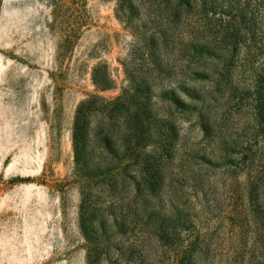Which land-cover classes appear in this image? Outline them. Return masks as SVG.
Instances as JSON below:
<instances>
[{
    "label": "rangeland",
    "instance_id": "374dc122",
    "mask_svg": "<svg viewBox=\"0 0 264 264\" xmlns=\"http://www.w3.org/2000/svg\"><path fill=\"white\" fill-rule=\"evenodd\" d=\"M234 1L247 26L257 18L256 47L249 36L222 47ZM198 2L174 19L175 0H80L86 24L64 46L50 0H0V264H264V162L251 148L264 121V0ZM128 72L154 78V186L111 198L99 150L76 165L73 127L80 102L119 95ZM92 237L116 248L97 262Z\"/></svg>",
    "mask_w": 264,
    "mask_h": 264
},
{
    "label": "trees",
    "instance_id": "16d2710c",
    "mask_svg": "<svg viewBox=\"0 0 264 264\" xmlns=\"http://www.w3.org/2000/svg\"><path fill=\"white\" fill-rule=\"evenodd\" d=\"M197 2L198 0H175L173 18L177 19L184 9L194 13L199 5ZM50 3L55 20L63 27V41L64 46H66L79 38L86 24L84 14L79 9L80 0H50ZM245 4L246 2L241 4L238 1L228 3L227 8L232 12L235 11L236 15H232L225 21L221 20V25L219 24L229 33V37H227L229 43L222 46L226 50H231V47L243 43L247 36L250 40H254L253 45L249 47L250 49L255 46L254 44L258 40V32H261V27L258 26V22H255L256 17L251 18L250 24L247 26ZM261 6L264 10V5ZM214 7L216 6H211V8ZM119 9L123 12V2H120ZM262 13L260 24L264 26V11ZM261 33L263 35V32ZM197 44L200 43L193 41L189 48L197 52ZM251 57L249 54L248 59ZM94 75V81L100 89L112 87L113 80L108 74L104 75V72L96 70ZM128 78L130 80L129 86L123 88V92L113 98L94 93L82 100L76 110L73 127L76 165L90 164L93 162L92 152H95L96 149L99 150L100 160L104 162L105 168L103 181L108 187L111 198H115V192L123 188L126 183L133 185L136 192L146 189L152 190L154 186V112H152L153 94L150 86L154 83V78L142 77V75L133 72H128ZM189 94L191 95V93ZM167 102L169 105L179 107V102L176 99L170 98ZM261 109V107L258 108L259 111ZM168 114L171 116L172 112ZM259 114L261 113L256 112V115ZM259 125L260 121L257 118L254 127L257 130L256 139L252 144L253 147L251 146L252 150L256 149V153L252 154L254 155L252 159H257L259 163H263L264 121L260 129L258 128ZM157 148L158 151L164 149L163 141L157 142ZM251 148H248L247 151H250ZM258 173H264V165L261 164ZM255 189L253 188V190ZM103 216L118 221L119 215L113 209H109ZM100 224L104 228V224ZM105 231L107 232V230ZM92 238L88 239L96 241L93 243L92 251L98 252L99 259L97 262L102 256L107 255V251H104L105 247L109 245L116 248V243L112 245L108 238L103 240ZM118 254H122L119 249ZM107 260L110 261L108 257Z\"/></svg>",
    "mask_w": 264,
    "mask_h": 264
}]
</instances>
